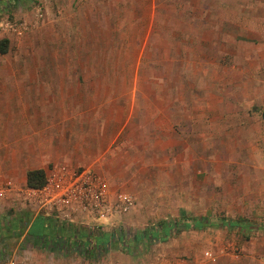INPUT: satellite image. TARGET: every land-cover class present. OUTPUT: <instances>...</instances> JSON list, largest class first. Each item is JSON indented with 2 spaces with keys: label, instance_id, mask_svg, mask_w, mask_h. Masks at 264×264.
<instances>
[{
  "label": "rangeland",
  "instance_id": "1",
  "mask_svg": "<svg viewBox=\"0 0 264 264\" xmlns=\"http://www.w3.org/2000/svg\"><path fill=\"white\" fill-rule=\"evenodd\" d=\"M45 1L0 10V41H7V53L0 54V93H31L32 102L38 93H60L62 106H50L48 118L63 114L66 143L68 135L77 132L70 126L76 120L83 121L79 133L92 132L104 146L111 134L112 145L99 159L115 155L116 144H127L120 152L126 160L106 170L115 175L109 181L111 199L127 194L133 208L99 232L134 234L161 220L205 217L214 224L228 219L234 228L186 229L164 242L143 246L137 254H126V264H264V108L236 115L230 96L264 93V67L252 70L249 78L241 76L236 72L240 50L230 34L224 32L223 44L215 45L209 17L204 34L187 23L204 5L208 13L213 10L214 0H159L164 15L153 19L141 17L152 9L151 0H83L74 4L73 12L80 16L62 21L51 5L48 22ZM221 1L226 20L225 11L245 0ZM167 10L174 13L168 19ZM90 15L93 18H87ZM150 25L158 31L151 33ZM199 34L205 38L204 49L202 42L199 47ZM215 60L222 67H215ZM218 93H224L221 122ZM167 101L185 105L191 118L187 127L181 124L176 131L182 138L174 151L165 139L143 145L154 140H142L136 130L137 120H145L149 136L156 118L150 107ZM83 106L89 107L87 112ZM139 106L145 108L138 118ZM14 112H19L16 106ZM89 150L86 156L96 154ZM143 156L145 160L140 159ZM47 163L52 171L54 162ZM89 165L79 162L72 169H91L103 176L104 166ZM244 224L250 229L241 231ZM120 253L124 254L117 247L88 257L71 253L68 262L118 264Z\"/></svg>",
  "mask_w": 264,
  "mask_h": 264
},
{
  "label": "crops",
  "instance_id": "2",
  "mask_svg": "<svg viewBox=\"0 0 264 264\" xmlns=\"http://www.w3.org/2000/svg\"><path fill=\"white\" fill-rule=\"evenodd\" d=\"M83 0H54L53 2L46 0L44 7V14H46V22H48L50 16H52V7H57L56 11L60 15L61 21L67 16L79 17L80 13L73 12L74 4L81 3ZM93 0H86V3ZM128 0H119V2L126 3ZM200 1V0H197ZM217 1L219 7H217ZM244 1V0H242ZM169 2V0H166ZM214 9L209 13L204 5L203 9L197 10L196 15H192L187 21L189 25H192L197 29L198 33L204 34L208 32V17L210 32L214 33L215 45L223 44V33L230 34L232 41L237 43L240 54L237 59L236 72L238 74L251 77L253 71L258 72V67H264V0H245L241 5L231 6L228 11H225L226 20H224V11L221 0H214ZM57 4V5H56ZM152 9L148 13L142 12L141 17L150 19L160 18L162 10L159 9V0H151ZM236 7V8H235ZM92 11V10H91ZM193 13L196 11H192ZM173 12L166 11V18H171ZM209 14V15H208ZM94 15L87 16V18H93ZM162 17V16H161ZM224 22L227 24V28L224 29ZM186 22L183 26H186ZM153 24V21L150 22ZM170 26L169 24H167ZM49 29L50 27L46 25ZM151 33H156L158 29L150 25ZM194 30V29H193ZM51 32V31H50ZM204 43L205 38L200 39L198 37V43ZM215 60L214 66L218 64ZM243 69L245 71H243ZM245 72V73H242ZM255 72V73H256ZM249 75V76H248ZM264 80V75L262 76ZM264 83V81H263ZM60 93H38V100L32 102L31 93H0V187L4 186L7 182H12L18 179L17 183L26 187V174L30 170L43 169L46 176L52 172L62 171L63 169H72L78 165L79 162H87V165L94 166V168L102 169L104 171L100 173L104 176H100L103 180H106L108 190L109 181L111 178L115 179L113 173L109 174L106 167L113 165L114 162H124L126 160L120 157V152L127 148V144L119 143L115 147V155L108 157L102 154H106L112 145V136L108 135L105 143H98L94 140V135L91 132L86 134L79 133L82 127L83 121L76 120V123L70 126L74 128L75 133L68 135L67 142L64 140L63 131L66 129L63 122L66 119L63 114L57 115L54 113V118L51 120L48 118L47 109L55 104V108L62 106V102L58 99ZM87 94V93H86ZM157 94V93H156ZM158 96H161L158 93ZM217 94V93H215ZM220 97L219 111L220 122L222 121V109L220 106L223 104L224 93H218ZM231 103L234 105V111L232 113L238 115L252 114V110L257 109L255 107L260 106L264 108V93H231ZM55 98L56 100H49V98ZM168 97V95L166 96ZM23 99V100H22ZM167 101L165 105L150 107L156 116L152 121L151 132L147 135L145 120L136 123V130H140L141 138H150L154 142L145 143L143 145H153L156 141L165 139V145L170 147V151H174L178 145V140L182 138L176 133L180 131L179 126L182 124V128L187 127L191 118L189 115V109L185 105L175 106L174 103ZM82 103V102H81ZM15 106L19 109V112L15 113ZM78 107V106H77ZM84 107V106H83ZM82 107V108H83ZM143 106L137 108L138 118L141 117L144 111ZM86 112L89 107H84ZM38 110L37 116L31 115L32 111ZM264 110V109H263ZM217 112V111H216ZM261 114H263L261 112ZM141 115V116H140ZM187 115V116H185ZM72 118V117H70ZM70 118H68L70 120ZM76 119L78 117H75ZM240 120H237V122ZM128 119L124 122L127 124ZM136 122V121H135ZM77 129V130H76ZM73 130V131H74ZM163 130L167 132L164 135ZM120 135V131L117 133ZM113 135V136H117ZM83 140H79V137ZM106 136V135H103ZM102 137V136H101ZM106 139V140H107ZM161 139V140H160ZM65 142V143H64ZM108 142V144H107ZM153 143V144H152ZM125 145L124 147H121ZM104 147H106L104 149ZM93 148L92 153H96L94 156H86L87 153ZM75 157V158H74ZM87 157V158H86ZM145 160L144 156L140 158ZM26 163L28 165H20V163ZM54 162L52 171H48V163ZM110 163V164H109ZM29 164H34L29 168ZM77 217H74L76 219ZM123 215L119 217H113L109 220H99L100 226H106L113 219L121 220ZM78 220V219H76ZM68 225V226H64ZM61 229H58L60 228ZM59 230L61 237L71 238L72 231L76 230L80 233L90 232L85 225L77 222L64 221L57 218L55 213L48 215L46 213H38L33 206L25 205L22 202V195L20 193L12 192L7 193L0 199V257L8 254H17L25 251L30 254L34 264H70L68 262L69 255L71 253L78 254L80 257H88L93 254L85 251L86 247H75L72 242L64 243L62 246H53L49 240L38 237L42 235H54ZM103 230V227L102 229ZM99 232V231H98ZM71 233V234H70ZM93 233V232H92ZM100 233V232H99ZM22 248V249H21ZM21 249V250H20ZM100 250V249H99ZM84 251L86 253H84ZM106 251V250H105ZM125 254V255H124ZM118 254L116 260L118 264H126L128 258L126 253ZM72 256V255H71Z\"/></svg>",
  "mask_w": 264,
  "mask_h": 264
},
{
  "label": "built area",
  "instance_id": "3",
  "mask_svg": "<svg viewBox=\"0 0 264 264\" xmlns=\"http://www.w3.org/2000/svg\"><path fill=\"white\" fill-rule=\"evenodd\" d=\"M16 191L22 195L23 204L33 206L36 212L55 213L61 220L85 225L90 232L100 231L99 220L124 215L134 204L132 198L124 193L111 199L107 183L91 169H63L49 173L40 189L20 187V184L9 182L0 189V199ZM0 264L34 263L30 254L22 251L0 257Z\"/></svg>",
  "mask_w": 264,
  "mask_h": 264
},
{
  "label": "trees",
  "instance_id": "4",
  "mask_svg": "<svg viewBox=\"0 0 264 264\" xmlns=\"http://www.w3.org/2000/svg\"><path fill=\"white\" fill-rule=\"evenodd\" d=\"M36 0H0V10L6 9L7 6L16 7L24 5ZM7 53V41H0V54ZM46 182V173L43 169L30 170L26 174V187L31 189H40ZM228 227L234 228L235 225L228 219H218L216 223L211 224L205 217L200 218H181L180 220H161L149 227L148 229L140 232L126 233V232H109V233H98V232H87L80 233L76 230L72 231L71 238L61 237L59 235L58 228L54 235H42L39 238L47 239L53 246H62L64 243L74 244L75 247H86L87 252L90 254H96L99 249L107 250L109 248L117 247L126 254H137L140 249L144 246L154 245L159 242H164L173 236L178 235L180 232L186 229H203L205 227ZM241 231L250 229V226L244 224L239 226ZM71 234V233H70ZM84 251V253H86Z\"/></svg>",
  "mask_w": 264,
  "mask_h": 264
}]
</instances>
